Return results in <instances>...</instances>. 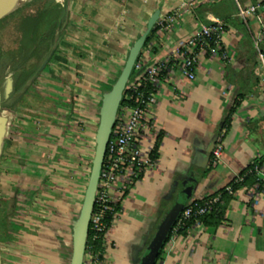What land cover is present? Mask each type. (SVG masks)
<instances>
[{
	"label": "crops",
	"instance_id": "0c3cea01",
	"mask_svg": "<svg viewBox=\"0 0 264 264\" xmlns=\"http://www.w3.org/2000/svg\"><path fill=\"white\" fill-rule=\"evenodd\" d=\"M239 1L243 7L259 8L244 20L234 0H80L71 16L78 29H68L67 34L78 36L86 55L91 53L96 60L91 66L89 57L81 54L77 59L80 75L86 70L104 76L102 90L121 71L131 45L145 32L156 10L160 18L145 47L149 48L145 64L170 60L159 77L153 104L155 131L161 134L159 158L122 201V213L107 236L108 264H138L160 222L178 201L187 199L188 205L214 198L255 160L264 167V0ZM124 10L126 21L118 28ZM216 21L224 25L221 43L232 59H222L216 49L206 51L199 56L196 79L191 80L172 54L201 26ZM258 37L261 56L254 45ZM67 64H63L66 75L70 74ZM85 82L82 77L79 87ZM102 97L96 93L84 108L92 110L91 125L96 131ZM36 116L37 130L19 128L5 136L2 154L7 167L16 166L22 172L27 164L49 156L45 143L59 127L48 112L38 111ZM46 119L47 133H42L39 125ZM221 135L222 157L213 165L211 152ZM92 144L95 149V140ZM12 154L16 160L10 163ZM256 186L250 179L234 192L218 228L196 224L186 235L174 234L159 264H264V181L261 189ZM53 201L49 198L44 206L52 222L44 219L34 232L25 234L31 252L21 264L54 263ZM68 229L70 255L72 224Z\"/></svg>",
	"mask_w": 264,
	"mask_h": 264
},
{
	"label": "rangeland",
	"instance_id": "374dc122",
	"mask_svg": "<svg viewBox=\"0 0 264 264\" xmlns=\"http://www.w3.org/2000/svg\"><path fill=\"white\" fill-rule=\"evenodd\" d=\"M79 1L30 0L0 20V116L8 118L6 135L19 128L37 130L38 111L55 116L59 127L56 133L50 132L45 143L49 156L32 166L27 164L22 172L16 166L7 167L1 155L0 223L7 225L9 233L0 239L1 264H21L22 260L30 258L31 246L25 234L34 232L33 228L44 219L52 222L44 208L49 198L54 200V208L66 212L64 215L55 212L57 244L52 264H69L68 226L82 206L95 154L94 140L96 146L92 110L87 112L84 108L94 101L96 93L103 95L100 87L105 78L86 70L80 75L81 63L77 59L81 54L89 57L87 61L91 66L96 60L91 53L86 55L78 36L67 34L68 29L75 27L71 16L76 14ZM53 53L57 54L54 60ZM65 62L69 65L67 75L63 72ZM118 75L115 74L112 81ZM82 77L87 82L81 88ZM9 82L11 89L5 97ZM43 122L44 125H39L40 131L47 133L44 129L47 119ZM10 158V163L16 160L13 154ZM5 168L10 172L5 174ZM14 204L17 206L14 215L6 218V211Z\"/></svg>",
	"mask_w": 264,
	"mask_h": 264
},
{
	"label": "built area",
	"instance_id": "2783aa9c",
	"mask_svg": "<svg viewBox=\"0 0 264 264\" xmlns=\"http://www.w3.org/2000/svg\"><path fill=\"white\" fill-rule=\"evenodd\" d=\"M234 2L238 7L239 15L244 20L259 8L258 5H251L247 8L243 7L239 0H234ZM125 15L124 10L118 18V28L126 21ZM262 25L264 29L263 21ZM224 32L225 28L222 22L216 21L210 25H203L189 40L180 44L175 49L172 58L180 62V69L189 79H196L195 71L199 56L206 51L216 49L220 51L222 59L231 61L232 57L221 43ZM260 44L261 38L258 37L254 45L259 56H261ZM148 51L149 48L147 50L143 48L127 82L122 100L124 105L121 103L107 145L95 205L90 219L89 232L92 234V242L98 240L102 235L105 236L103 260H99L98 254L94 251L93 244H89L87 238L83 264L107 263V236L116 219L122 213V201L134 184L141 180L155 166L156 161L153 160L151 155L159 134L155 131L156 124L153 114V104L155 102L159 77L168 67L170 60L168 59L152 66L146 65L145 60ZM223 147V135H221L212 152L213 165H216L220 161ZM249 172L255 174L257 180L256 187L259 189L260 182L264 181V167L256 165ZM235 179V182L238 183L244 181V177L240 175H237ZM226 191L229 194H234L235 192L231 185L226 187ZM220 197L221 194H218L204 205L193 204V202L186 205L173 226L174 231L177 232L183 222L192 216L205 214L213 204L219 201ZM110 214L114 216L112 227L106 231L105 221ZM197 224L200 223L197 222Z\"/></svg>",
	"mask_w": 264,
	"mask_h": 264
},
{
	"label": "water",
	"instance_id": "95a60500",
	"mask_svg": "<svg viewBox=\"0 0 264 264\" xmlns=\"http://www.w3.org/2000/svg\"><path fill=\"white\" fill-rule=\"evenodd\" d=\"M16 7L18 6L8 5L0 9V20ZM159 18L160 10H156L150 17L145 32H143V34L131 45L124 65L118 77L116 78V81L112 85L111 90L102 97L99 112V125L96 133L95 154L92 160V168L90 171L82 206L76 216V219H74L71 223V252L69 257V264L84 263L87 238L89 233V224L95 205L96 193L107 145L111 137L113 126L117 119L127 82L130 79L134 65L145 46L147 38L154 29ZM46 63L47 62L43 64L42 68L46 65ZM10 89L11 83L9 82L6 88L5 97L8 96ZM1 103L2 98L0 96V108ZM7 122V117L0 116V159L2 155L4 139L6 136ZM214 147L212 149V152L214 150ZM185 193L187 194V197H189V193L187 191ZM186 204L187 199L180 200L175 203V205L167 212L163 220L160 222L153 239L148 244L146 251L142 258L139 260L138 264L157 263V258L160 250L164 245L170 231L172 230L177 218L186 207Z\"/></svg>",
	"mask_w": 264,
	"mask_h": 264
},
{
	"label": "trees",
	"instance_id": "16d2710c",
	"mask_svg": "<svg viewBox=\"0 0 264 264\" xmlns=\"http://www.w3.org/2000/svg\"><path fill=\"white\" fill-rule=\"evenodd\" d=\"M154 31H152L153 33ZM152 35V34H151ZM151 35L148 36L147 41L145 43L144 48L148 45L150 39H151ZM57 58V54L53 53L52 55V60ZM120 73V72H119ZM116 80L111 81L109 84L105 85L103 87V95H105L106 93H108L111 88L112 85L114 84ZM122 105H124V103H122ZM160 144H161V134L158 135V138L155 142V146L152 152V158L153 160H157L159 158V148H160ZM1 162V160H0ZM256 165L260 166L259 160H255L252 164H250L243 172H241L239 175L244 177V181L241 183L235 182V178L232 180V182L230 183V185L233 187L234 191H236L237 189H239L241 186H243L248 180L253 179L254 183H257L256 180V176L254 173H250L249 171L254 169V167ZM0 174H1V170H0ZM262 186V182H260V186L259 189H261ZM128 193V192H126ZM219 194H221V197L219 199V201L215 204H213V206L203 215L200 216H192L190 219H187L183 222V224L179 227V229L177 230V232L174 231V228H172V230L170 231L164 245L162 246L160 253L158 255L157 258V263L159 264V262L162 259V255L164 252V248L166 246V244L170 241L171 237L174 234H178V235H186L188 230L191 229L193 226H195L197 224V222L200 223L201 226L205 227V228H212V229H216L218 228L225 220V211L227 209V205L229 203V201L231 200V198L233 197V194H229L226 191V188H224L223 190H221L219 192ZM17 195L19 196L20 194L18 193L17 190ZM212 198L208 199H204L201 201H194L193 204L198 203L199 205H204L207 201L211 200ZM16 204H14L10 209H8L6 211V218H10L12 215H14L15 211H16ZM118 209H120V207H118ZM58 211V214H62L64 215L66 212H64L63 210L59 211L57 208L54 209V216H55V212ZM113 214H110L105 223H106V231L112 227V222H113ZM155 235V234H154ZM154 235L152 236V239L154 237ZM7 237L9 236L8 230H7V225L5 223H0V239L1 237ZM151 239V240H152ZM88 243L89 244H93L94 246V251L96 254H98V258L99 260H103V254L105 252V236L102 235L100 236V238L98 240H96L95 242H92V234L91 232H89L88 235ZM150 243V242H149Z\"/></svg>",
	"mask_w": 264,
	"mask_h": 264
},
{
	"label": "bare ground",
	"instance_id": "6f19581e",
	"mask_svg": "<svg viewBox=\"0 0 264 264\" xmlns=\"http://www.w3.org/2000/svg\"><path fill=\"white\" fill-rule=\"evenodd\" d=\"M26 1H30V0H0V9L4 8L5 6L8 5H16V6H20L21 4H23ZM32 2V1H31ZM36 3V1H35ZM25 4V3H24ZM23 6V5H22Z\"/></svg>",
	"mask_w": 264,
	"mask_h": 264
}]
</instances>
